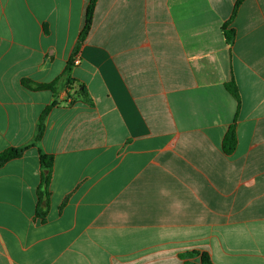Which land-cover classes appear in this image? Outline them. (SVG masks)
<instances>
[{"label":"crops","instance_id":"obj_1","mask_svg":"<svg viewBox=\"0 0 264 264\" xmlns=\"http://www.w3.org/2000/svg\"><path fill=\"white\" fill-rule=\"evenodd\" d=\"M90 1L0 0V264H264V0Z\"/></svg>","mask_w":264,"mask_h":264},{"label":"trees","instance_id":"obj_2","mask_svg":"<svg viewBox=\"0 0 264 264\" xmlns=\"http://www.w3.org/2000/svg\"><path fill=\"white\" fill-rule=\"evenodd\" d=\"M244 0H238L236 6L234 7V15H236V12L238 10V7L242 4ZM98 0H91L90 3L88 4V8L86 10V15H85V22L83 29L81 30L79 42L77 44V47L75 49V55L76 56L88 37L90 30L93 25V19H94V13H95V8L97 5ZM235 31L233 29H229L228 27H225V36L229 42H233L235 39ZM74 67V57L69 61L67 70H66V76H67V81L68 83H72L71 80V74L72 70ZM58 81L51 83V84H37L35 82L31 81H23V85L25 88H27L30 91L33 92H42V91H50L52 93H57L58 90ZM227 90L233 95V97L240 103V98H239V92L237 86H235V83H230L226 85ZM50 112L49 108H46V110L43 112V114L40 117L39 125H38V130L37 134L35 136L33 144L27 147L23 148H10L5 150L4 152L0 153V168L5 165L8 162H11L16 159H20L22 155L31 149L32 147H38L46 130L45 126V120L46 117L48 116ZM224 151L226 154L230 155L233 154L237 148V134H236V124L231 126L229 129L226 137H224ZM40 152V158H41V165L43 169V187L40 191V198L45 200L46 205L48 204V197H49V187L51 178H52V172H53V158L51 156L45 155V153L42 152L41 149H39ZM43 203V202H41ZM45 213L41 215V219H44ZM183 259V264H214L211 256L206 253V252H197L193 251L190 253H187L182 256Z\"/></svg>","mask_w":264,"mask_h":264},{"label":"built area","instance_id":"obj_3","mask_svg":"<svg viewBox=\"0 0 264 264\" xmlns=\"http://www.w3.org/2000/svg\"><path fill=\"white\" fill-rule=\"evenodd\" d=\"M74 64H75V65L79 64V60H78V59H75V60H74Z\"/></svg>","mask_w":264,"mask_h":264}]
</instances>
